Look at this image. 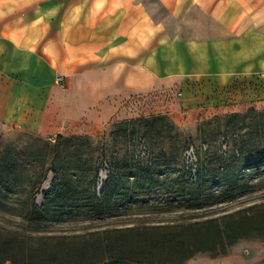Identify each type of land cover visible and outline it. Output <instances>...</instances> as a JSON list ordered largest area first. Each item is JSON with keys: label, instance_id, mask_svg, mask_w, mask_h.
I'll use <instances>...</instances> for the list:
<instances>
[{"label": "crops", "instance_id": "0c3cea01", "mask_svg": "<svg viewBox=\"0 0 264 264\" xmlns=\"http://www.w3.org/2000/svg\"><path fill=\"white\" fill-rule=\"evenodd\" d=\"M261 107L264 0H0L3 133L57 139Z\"/></svg>", "mask_w": 264, "mask_h": 264}, {"label": "rangeland", "instance_id": "374dc122", "mask_svg": "<svg viewBox=\"0 0 264 264\" xmlns=\"http://www.w3.org/2000/svg\"><path fill=\"white\" fill-rule=\"evenodd\" d=\"M195 119L193 113L176 121L166 115L138 117L111 123L94 135L59 140L0 131V178L18 180L0 186V223L25 237L73 236L111 227L188 223L264 204V107ZM138 137L149 151L139 160L133 142ZM222 137L228 141L227 159L220 153ZM202 143L208 145L205 153L199 150ZM188 144L198 147L200 161L193 185L182 179ZM51 191L63 200L50 197L40 207ZM230 253L245 264H264V238H240ZM221 256L197 252L184 264Z\"/></svg>", "mask_w": 264, "mask_h": 264}, {"label": "trees", "instance_id": "16d2710c", "mask_svg": "<svg viewBox=\"0 0 264 264\" xmlns=\"http://www.w3.org/2000/svg\"><path fill=\"white\" fill-rule=\"evenodd\" d=\"M138 139L142 138L133 140L137 145V160L149 154L147 147V154L138 156ZM220 153L224 159L228 158V141L226 156L221 150ZM151 165L146 171H151ZM186 172V168L183 169L182 179L193 185L199 180L200 165L194 182L185 181ZM138 173L142 179L141 170ZM16 181L0 178V186L8 187L9 183ZM56 194L55 191L45 193L40 207L47 206L49 198ZM148 195L141 193V196ZM54 198L63 200L60 196ZM249 237L264 238V204L188 223L111 227L73 236L25 237L0 223V264L6 261L12 264H184L197 252L225 255L238 239Z\"/></svg>", "mask_w": 264, "mask_h": 264}, {"label": "built area", "instance_id": "2783aa9c", "mask_svg": "<svg viewBox=\"0 0 264 264\" xmlns=\"http://www.w3.org/2000/svg\"><path fill=\"white\" fill-rule=\"evenodd\" d=\"M56 82L61 86H64L65 77L62 75H58L56 77ZM137 144H138V156L139 157L145 156L147 154V146L144 140L138 139ZM207 148L208 145L202 143L199 147V150L201 152H206ZM226 151H227V139L222 137L221 152L224 156H226ZM183 160H184L185 168L187 170L184 179L185 181L192 183L196 180L198 173V164H199L198 147H196L194 144L188 145L183 151Z\"/></svg>", "mask_w": 264, "mask_h": 264}, {"label": "bare ground", "instance_id": "6f19581e", "mask_svg": "<svg viewBox=\"0 0 264 264\" xmlns=\"http://www.w3.org/2000/svg\"><path fill=\"white\" fill-rule=\"evenodd\" d=\"M49 181H50V178L46 181L45 183V186L48 187L49 186Z\"/></svg>", "mask_w": 264, "mask_h": 264}]
</instances>
